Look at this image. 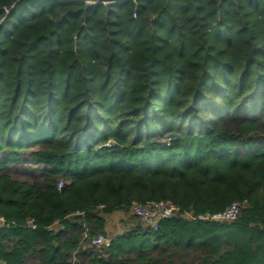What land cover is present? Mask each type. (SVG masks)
<instances>
[{"label": "trees", "instance_id": "trees-1", "mask_svg": "<svg viewBox=\"0 0 264 264\" xmlns=\"http://www.w3.org/2000/svg\"><path fill=\"white\" fill-rule=\"evenodd\" d=\"M0 214V264H264V0H0Z\"/></svg>", "mask_w": 264, "mask_h": 264}, {"label": "built area", "instance_id": "built-area-1", "mask_svg": "<svg viewBox=\"0 0 264 264\" xmlns=\"http://www.w3.org/2000/svg\"><path fill=\"white\" fill-rule=\"evenodd\" d=\"M71 1V0H64ZM87 3H102L105 5L117 3L119 0H81ZM242 204L240 201H234L228 205L225 209L221 211H208L207 213H198L194 215L196 219L200 220H217V221H233L235 220L240 213ZM179 211V206L174 204L170 200H149L144 203H133L131 207V212L136 214L144 225L152 227L153 229H158L160 222L163 219L171 217L174 213ZM189 216V215H186ZM5 218L0 214V223H4ZM80 222L83 223V219H80ZM85 225V224H84ZM86 235L88 232L86 231ZM94 243H104L108 245L110 239L103 235L99 234L98 237L93 238ZM92 264V263H87ZM95 264H102L101 262H96Z\"/></svg>", "mask_w": 264, "mask_h": 264}, {"label": "rangeland", "instance_id": "rangeland-1", "mask_svg": "<svg viewBox=\"0 0 264 264\" xmlns=\"http://www.w3.org/2000/svg\"><path fill=\"white\" fill-rule=\"evenodd\" d=\"M131 212V211H130ZM128 215L125 213H115L107 218V228L106 234L107 237H111L116 233L123 232L127 229L132 223L128 219Z\"/></svg>", "mask_w": 264, "mask_h": 264}]
</instances>
